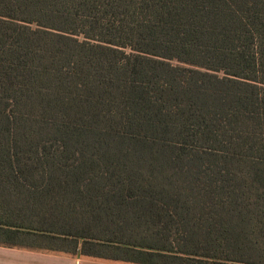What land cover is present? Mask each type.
<instances>
[{"label":"trees","instance_id":"trees-1","mask_svg":"<svg viewBox=\"0 0 264 264\" xmlns=\"http://www.w3.org/2000/svg\"><path fill=\"white\" fill-rule=\"evenodd\" d=\"M0 245L264 264V0H0Z\"/></svg>","mask_w":264,"mask_h":264},{"label":"crops","instance_id":"crops-1","mask_svg":"<svg viewBox=\"0 0 264 264\" xmlns=\"http://www.w3.org/2000/svg\"><path fill=\"white\" fill-rule=\"evenodd\" d=\"M0 264H134L80 250L30 249L0 245Z\"/></svg>","mask_w":264,"mask_h":264}]
</instances>
